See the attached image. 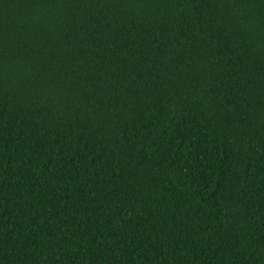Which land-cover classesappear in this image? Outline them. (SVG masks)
<instances>
[{"label":"trees","instance_id":"1","mask_svg":"<svg viewBox=\"0 0 264 264\" xmlns=\"http://www.w3.org/2000/svg\"><path fill=\"white\" fill-rule=\"evenodd\" d=\"M0 264H264V0H0Z\"/></svg>","mask_w":264,"mask_h":264}]
</instances>
